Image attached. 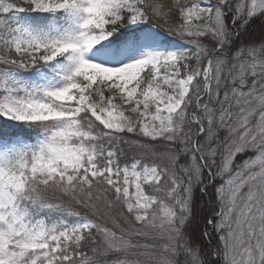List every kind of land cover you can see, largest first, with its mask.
I'll return each instance as SVG.
<instances>
[{
  "label": "snow or ice",
  "instance_id": "1",
  "mask_svg": "<svg viewBox=\"0 0 264 264\" xmlns=\"http://www.w3.org/2000/svg\"><path fill=\"white\" fill-rule=\"evenodd\" d=\"M256 20L264 0H0V264H205L196 186L214 264H264Z\"/></svg>",
  "mask_w": 264,
  "mask_h": 264
},
{
  "label": "trees",
  "instance_id": "2",
  "mask_svg": "<svg viewBox=\"0 0 264 264\" xmlns=\"http://www.w3.org/2000/svg\"><path fill=\"white\" fill-rule=\"evenodd\" d=\"M257 24L258 27H254ZM264 33V23L261 24L259 20L254 21L249 29L247 35L250 36L253 40H258L261 34ZM124 139H136L132 134H121ZM126 147V146H124ZM208 199L200 191L199 186L194 187L193 189V219L192 223L189 226V232L193 235V239L196 245L201 250V256L205 260V264H211V261L208 259V253L211 249H214L217 243L214 233H210L209 237L206 239L202 235L203 231H208L209 229L205 228V218L212 215L214 199L211 195H207ZM198 203V205H197ZM212 235V236H211ZM211 244V245H210ZM95 245L87 243L84 250L92 255V249ZM208 255V256H207Z\"/></svg>",
  "mask_w": 264,
  "mask_h": 264
},
{
  "label": "rangeland",
  "instance_id": "3",
  "mask_svg": "<svg viewBox=\"0 0 264 264\" xmlns=\"http://www.w3.org/2000/svg\"><path fill=\"white\" fill-rule=\"evenodd\" d=\"M165 2H166V3H169L170 0H165ZM259 21H260V20H259ZM260 22H261L262 24L264 23V22H262V21H260ZM254 27L257 28L258 25L255 24ZM135 138L137 139V137H135ZM130 140H131V139H130ZM209 191H211V190H209ZM205 197L208 199V197H207L206 195H205ZM197 205H198V203H197ZM109 226H111L110 222H109ZM208 229H209L208 232L211 233V229H210V228H208ZM211 236H212V235H211ZM208 237H209V236H208ZM215 237H216V236H215ZM204 238L206 239L207 237L204 236ZM207 239H208V238H207ZM210 245H211V244H210ZM214 249H215V248H214ZM214 249H211V250H214ZM209 253H210V252H209ZM209 253H208L209 256L207 255V256H208V259H209V261H211V264H214V259H213V257L210 256Z\"/></svg>",
  "mask_w": 264,
  "mask_h": 264
},
{
  "label": "bare ground",
  "instance_id": "4",
  "mask_svg": "<svg viewBox=\"0 0 264 264\" xmlns=\"http://www.w3.org/2000/svg\"><path fill=\"white\" fill-rule=\"evenodd\" d=\"M261 23V22H260ZM262 24V23H261Z\"/></svg>",
  "mask_w": 264,
  "mask_h": 264
}]
</instances>
